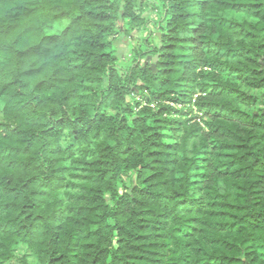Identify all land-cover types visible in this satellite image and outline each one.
Segmentation results:
<instances>
[{
    "label": "trees",
    "instance_id": "trees-1",
    "mask_svg": "<svg viewBox=\"0 0 264 264\" xmlns=\"http://www.w3.org/2000/svg\"><path fill=\"white\" fill-rule=\"evenodd\" d=\"M143 1L0 0V264H264V0H157L121 68Z\"/></svg>",
    "mask_w": 264,
    "mask_h": 264
},
{
    "label": "rangeland",
    "instance_id": "rangeland-1",
    "mask_svg": "<svg viewBox=\"0 0 264 264\" xmlns=\"http://www.w3.org/2000/svg\"><path fill=\"white\" fill-rule=\"evenodd\" d=\"M140 8V9H139ZM135 8L136 12H141L143 21L146 23V28H143V25L136 30H133L131 33L128 31V36L123 35L126 30V26L123 25V21L119 22V32L113 39V46L115 54L118 58V65L123 68L130 64L131 60L137 56V52H143L148 50L146 42H152L153 44H159L158 33L154 29V22L158 19V2L157 0H144L142 6ZM194 25L191 26L193 28ZM161 45L159 44V47ZM151 57V55H150ZM196 96V95H194ZM180 108V106H177ZM263 107L262 104H255L251 109L255 110ZM3 103L0 102V121L3 120ZM202 120V119H201ZM192 122V121H191ZM190 122V123H191ZM165 140L168 142H173L175 138L165 137ZM65 142V139H62V143ZM13 253L16 256L10 264H20L19 258L22 256L26 258L27 263L37 264L33 259V256L30 254L29 250L22 244H17L16 248L13 250ZM9 264V263H8Z\"/></svg>",
    "mask_w": 264,
    "mask_h": 264
},
{
    "label": "water",
    "instance_id": "water-1",
    "mask_svg": "<svg viewBox=\"0 0 264 264\" xmlns=\"http://www.w3.org/2000/svg\"><path fill=\"white\" fill-rule=\"evenodd\" d=\"M156 59H157V58L155 57V58H154V61L151 63V66H150L151 69H152L153 71H155V67H156V66H155V61H156Z\"/></svg>",
    "mask_w": 264,
    "mask_h": 264
}]
</instances>
